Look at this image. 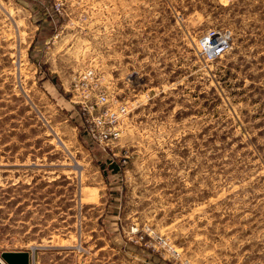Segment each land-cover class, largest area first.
<instances>
[{
    "label": "rangeland",
    "instance_id": "1",
    "mask_svg": "<svg viewBox=\"0 0 264 264\" xmlns=\"http://www.w3.org/2000/svg\"><path fill=\"white\" fill-rule=\"evenodd\" d=\"M208 29L232 32L213 60ZM99 89L128 105L111 149L84 131ZM106 227L134 252L103 264H264V0H0V253Z\"/></svg>",
    "mask_w": 264,
    "mask_h": 264
},
{
    "label": "built area",
    "instance_id": "2",
    "mask_svg": "<svg viewBox=\"0 0 264 264\" xmlns=\"http://www.w3.org/2000/svg\"><path fill=\"white\" fill-rule=\"evenodd\" d=\"M198 43L201 54L206 59L213 60L231 50L232 32L229 29H208L199 38ZM92 77V71L83 72L79 77V81H82V83L77 82L75 89L86 85L85 80L92 79ZM93 95L94 103H87L89 97L79 100L83 105H86L85 108L90 114L84 126L85 135L89 141L96 143L103 149H111L113 143L121 137L124 118L128 113V105L119 103L103 89H99ZM162 243L173 257L179 255L174 247L165 241H162Z\"/></svg>",
    "mask_w": 264,
    "mask_h": 264
},
{
    "label": "crops",
    "instance_id": "3",
    "mask_svg": "<svg viewBox=\"0 0 264 264\" xmlns=\"http://www.w3.org/2000/svg\"><path fill=\"white\" fill-rule=\"evenodd\" d=\"M98 204H104L103 208L105 210H102L98 214L92 213V216H90L91 218H94L98 222L99 220H103V218L115 217L110 215V212H112L111 210H106V207L109 208V205L105 202L86 201L79 203L77 207L83 209L84 207L89 206L91 207L90 209H93L94 206V208L100 206ZM80 213L82 214V211H80ZM105 229L107 230V227ZM101 230L104 233L102 236L107 238L105 246L100 245L95 248L81 247L67 250L52 249L46 246L36 245L28 250L29 264H92V259H94V264H103V261L97 258L98 254L102 251L112 250L114 255L118 258L122 256L123 259H126L128 253L134 252L132 248L128 247V242L124 239L121 232H116V228H112L113 231L107 230L106 232L104 231V228H101ZM89 238L91 237L89 236ZM133 257L135 258L136 255ZM139 257L141 258V255H139Z\"/></svg>",
    "mask_w": 264,
    "mask_h": 264
},
{
    "label": "water",
    "instance_id": "4",
    "mask_svg": "<svg viewBox=\"0 0 264 264\" xmlns=\"http://www.w3.org/2000/svg\"><path fill=\"white\" fill-rule=\"evenodd\" d=\"M0 258L6 264H29L28 251H4Z\"/></svg>",
    "mask_w": 264,
    "mask_h": 264
},
{
    "label": "trees",
    "instance_id": "5",
    "mask_svg": "<svg viewBox=\"0 0 264 264\" xmlns=\"http://www.w3.org/2000/svg\"><path fill=\"white\" fill-rule=\"evenodd\" d=\"M110 171H111V173H116V172H118V170H119V164L117 163V162H115V161H113V162H110ZM104 168V166L102 167V169Z\"/></svg>",
    "mask_w": 264,
    "mask_h": 264
}]
</instances>
